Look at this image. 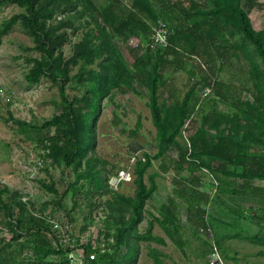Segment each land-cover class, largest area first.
Wrapping results in <instances>:
<instances>
[{"label": "trees", "instance_id": "trees-1", "mask_svg": "<svg viewBox=\"0 0 264 264\" xmlns=\"http://www.w3.org/2000/svg\"><path fill=\"white\" fill-rule=\"evenodd\" d=\"M243 1L0 0V11L9 5L22 11L0 26V39L21 26L33 43L25 51L39 55L25 58L30 66L25 79L37 85L45 78L58 86L61 110L41 126L14 119L11 113L7 123L46 150L41 159L71 171L74 180L63 194L54 183L44 187L59 198L55 204L61 210L68 196L72 213L85 205L81 233L94 226L95 210L104 215L96 242L81 246L84 264H138L143 243H164L154 236L156 224L184 252L183 226L172 198L160 207L158 217L150 216L145 232L140 231L146 207L158 190L157 174H149L154 161H160L163 174H173L175 197L188 203L190 216L196 211L205 230L209 225L203 207L213 200L201 191L203 171L214 176L220 194L250 202L247 210L254 212L250 221L261 229L250 240L264 248V206L253 207L264 204V187L256 185L264 182V30H254ZM245 1L250 10L260 6V0ZM158 22L168 29V45L153 50L149 44ZM73 37L67 58L64 48ZM133 40L137 47H130ZM192 62L199 71H188L189 87L182 98L169 89L166 74L185 71ZM229 65L241 72L239 89L221 77ZM212 80L213 93L201 103V92ZM137 84L149 92L156 150L135 162L134 192L126 196L109 185L108 163L96 152V124L106 99L115 105L114 92H137ZM70 85L81 93L71 95ZM193 116L198 119L195 126ZM187 121L186 143L181 131ZM141 126L138 120L130 131L132 138H137ZM171 152L175 159L169 157ZM22 198L0 186V215L12 233L10 241L0 239V264H69L71 247L55 245L51 223ZM71 238L73 247L79 245V238ZM148 249L154 264H165L161 252ZM92 254L96 257L90 261Z\"/></svg>", "mask_w": 264, "mask_h": 264}, {"label": "rangeland", "instance_id": "rangeland-1", "mask_svg": "<svg viewBox=\"0 0 264 264\" xmlns=\"http://www.w3.org/2000/svg\"><path fill=\"white\" fill-rule=\"evenodd\" d=\"M259 4V7L250 10L246 6V1L242 2L257 32L264 30V0H260ZM21 12L13 5L4 7L0 11V26ZM75 41L73 37L72 42L64 48L67 58L72 53V45ZM138 44L135 40L129 43L130 47H137ZM32 47L31 39L19 25L14 26L0 39V186L8 187L13 193L22 195V201L33 204L36 214L46 223L55 220L64 225H70V236L79 238V246H86L90 240L94 244L99 237L98 231H101L103 227L104 215L101 209L95 210L93 214L94 226L81 233L83 216L87 212L85 205L83 204L81 209H76L72 213V199L68 196L62 202L65 209L61 210L55 204L59 198L57 199L44 187L54 183L59 193L63 194L67 184L74 180L71 171L54 165L49 158L43 159V164L36 167L33 161L41 159L40 157L46 154V150L13 131L12 125L7 123L9 113L14 119L36 126H41L54 115L61 113L58 107L60 102L58 86L45 78L37 85H29L25 79L30 69L25 58L39 57L33 51H25ZM142 53L143 51L140 52ZM197 67V64L192 62L186 66L185 71L168 72L166 78L169 81V89L181 93L183 98L189 87L188 71L191 69L199 71ZM221 77L227 81L230 80L239 89L238 77H241V72L236 65L225 67ZM69 87L71 95L81 93L72 85ZM135 88L137 92L127 94L114 92L115 105L120 106L119 109L106 99L96 124V152L108 163L107 169L111 174L109 185L114 191L126 196H131L134 192L135 162L142 159L144 154L152 155L156 150V129L151 122L148 89L139 84ZM221 108L224 109L222 106ZM117 118L118 126L115 124ZM138 120L141 121L142 126L137 138L134 139L130 131L135 129ZM191 120V126H195L197 117L193 116ZM53 132L50 130L48 134L52 135ZM169 157L175 159L177 155L171 152ZM159 164L160 161H154L149 170V174H157L155 181L158 190L146 207V217L140 226V231L145 232L150 216L158 217L160 207L172 198L183 226L181 235L185 243L184 252L182 253L156 224L154 236L163 240L164 243H143L138 264H154L149 255L148 246L164 255L165 264H264V256L261 255L264 248L251 241L261 229L250 221V217L254 215V212L247 210L250 202L243 204L236 199H231L229 194H220L219 185L214 176L208 171H203L201 191L213 200L209 206L203 207L206 211V222L209 225L207 226L209 229L205 230L198 224L196 211L193 210L190 216L187 211L188 203L180 197H175L173 174H163ZM43 168L48 172H45ZM256 185L264 187V182H257ZM98 198L94 197V199ZM91 202L94 203L95 200ZM262 206L264 204H254L253 207L260 210ZM68 212L71 215L67 218ZM3 221L0 215V239L10 241L12 233Z\"/></svg>", "mask_w": 264, "mask_h": 264}, {"label": "built area", "instance_id": "built-area-1", "mask_svg": "<svg viewBox=\"0 0 264 264\" xmlns=\"http://www.w3.org/2000/svg\"><path fill=\"white\" fill-rule=\"evenodd\" d=\"M158 28L156 29V31L152 34L151 40H150V46L153 50H159V49H165L168 45V37H169V32L168 29L166 27V25L162 22H158ZM214 85H215V80H212V82L210 83V86L206 87L202 92H201V100L200 102H204L206 99H208L212 93H213V89H214ZM190 121H187L181 131L182 136L184 138V140L187 143V138H186V134L185 131L187 129V127L189 126ZM37 166H41L43 164V159H39L37 161H33ZM124 178V177H123ZM51 225H52V231L55 237V245L57 244H61V245H66L71 247V250L67 256V261L69 262V264H84L85 263V253L84 250L81 248V246L78 245V247H73L74 241L72 240L70 234V225L68 224H62L59 223L55 220L51 221ZM95 254H92L88 257V259L90 261L95 260Z\"/></svg>", "mask_w": 264, "mask_h": 264}, {"label": "crops", "instance_id": "crops-1", "mask_svg": "<svg viewBox=\"0 0 264 264\" xmlns=\"http://www.w3.org/2000/svg\"><path fill=\"white\" fill-rule=\"evenodd\" d=\"M134 41V40H133Z\"/></svg>", "mask_w": 264, "mask_h": 264}]
</instances>
